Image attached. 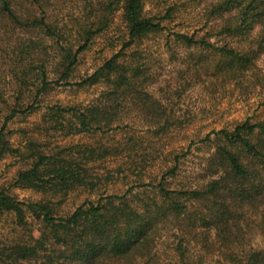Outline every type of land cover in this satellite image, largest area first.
Segmentation results:
<instances>
[{
  "label": "trees",
  "instance_id": "obj_1",
  "mask_svg": "<svg viewBox=\"0 0 264 264\" xmlns=\"http://www.w3.org/2000/svg\"><path fill=\"white\" fill-rule=\"evenodd\" d=\"M195 6L204 12L191 29ZM118 17L124 31L111 56L81 75L82 58ZM162 36L180 65L175 81L147 46ZM95 87L88 104H46L58 89ZM196 91L211 104L264 95V0H174L156 13L147 0H0V162L21 163L0 187V220L17 236L0 231V264H264V117L167 152L208 113L193 111ZM40 113L33 135L11 129ZM16 133L26 138L19 146ZM196 144L209 154L201 182L188 185L182 164ZM121 161L126 191L100 192L118 174L109 164ZM14 189L42 198L23 201ZM78 191L98 196L60 214Z\"/></svg>",
  "mask_w": 264,
  "mask_h": 264
},
{
  "label": "rangeland",
  "instance_id": "obj_2",
  "mask_svg": "<svg viewBox=\"0 0 264 264\" xmlns=\"http://www.w3.org/2000/svg\"><path fill=\"white\" fill-rule=\"evenodd\" d=\"M174 0H147V8L153 13L161 12L164 10L166 5ZM202 12H204V7L195 6L193 12L190 13V16H187L189 22L184 24L185 27L191 24V29H193V24H196L199 20H202ZM204 20V17H203ZM179 24L178 21L174 23V26L177 27ZM172 25V23H171ZM170 25V26H171ZM181 28V26H180ZM122 31H124V27L118 17L114 27L105 35L98 38L90 51H88L84 57L82 58V65L79 68V73L81 75H85L87 73H92L96 68H98L106 58L111 56L112 54V44L116 39H118L122 35ZM165 39L159 37L157 40L150 42L147 44L149 46V50L153 57H155L154 61H159L160 66L163 69V72L166 73V81H170L173 79L175 81L174 73L178 71L180 65H173L169 60V52L165 48ZM159 65V64H158ZM164 80V78L162 79ZM165 81V83H166ZM164 83V85H165ZM175 83V82H174ZM100 92L99 87L92 88L87 91L72 89V88H61L53 93L49 94L46 97V104H62V105H75V104H88L94 98L98 96ZM201 94L198 91L190 93V96L194 100H198L199 105L194 107L193 111L198 110L199 108L207 110L206 115H201L198 117L197 121L194 125L185 131V133L175 135V139L170 143L167 147L169 152L173 148H181L188 147L191 140H195L197 142L200 141V138H204L207 134L212 132L213 130H220L223 128H233L234 125L238 122L244 121L247 118H252L253 122L261 120L264 117V95L263 96H253L251 98L242 97L238 93H234L230 98L225 96L223 100H219L218 103L211 104V100L207 102V100L202 101ZM9 96V95H8ZM222 98V97H219ZM188 104H191L192 101H187ZM44 113H40L37 115H33L27 120L23 118L18 119L11 126L12 130L18 132L21 128L29 129V136L33 135V124L41 121ZM43 139L45 136L43 135ZM80 137L76 138H67L63 139L61 142L70 143L77 142ZM111 138V137H110ZM107 138L102 139L103 142H107L110 139ZM121 139V135L117 136V139ZM26 140L23 135L20 133H16L12 138V143L14 146H19L21 142ZM84 142L87 143L89 140L91 143L97 144L98 141H101L100 138H81ZM112 140L115 141L114 138ZM53 143L57 141V138L54 137L51 139ZM170 141V140H169ZM209 147L206 144H196L193 147V153L190 154L185 160L183 165V172L181 174V178H185L184 181L188 184H195V182L199 181L197 177V173L202 172V160L204 157H208ZM123 162H112L109 164V170L113 173L114 171L119 174L118 169L122 166ZM21 167V163L17 160L16 157H7L6 159L0 162V187L7 186L11 181H13L16 173ZM160 172V167L157 170L149 169L147 174H151L153 177L157 176ZM111 174L114 179H111L105 182L102 185V191L107 190L109 193H121L126 191L127 184L121 181L123 178V174ZM129 177V182L131 183L136 179V176L132 173H126ZM146 174V173H145ZM147 178V177H146ZM116 180V181H115ZM120 180V181H119ZM14 194L23 201H39L42 196L39 193H35L28 190H18L14 189ZM98 194H89L87 192H74L70 194L67 198L61 201L57 210L60 214H68L74 211L78 206L83 204V202L87 199H97ZM12 226L6 220H0V231L3 237L8 238L9 240H15L17 236L10 232L12 230ZM37 234L36 232L34 233ZM37 236V235H36ZM200 250L196 249L194 251V260L198 261V257L200 256Z\"/></svg>",
  "mask_w": 264,
  "mask_h": 264
}]
</instances>
